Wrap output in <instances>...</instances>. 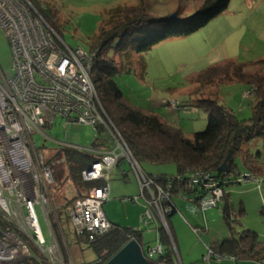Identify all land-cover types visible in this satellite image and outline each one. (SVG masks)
Listing matches in <instances>:
<instances>
[{"label": "built area", "instance_id": "obj_1", "mask_svg": "<svg viewBox=\"0 0 264 264\" xmlns=\"http://www.w3.org/2000/svg\"><path fill=\"white\" fill-rule=\"evenodd\" d=\"M0 25L12 49V70L5 72L0 65V219L14 223L17 228L3 231L0 223V264L18 258L21 253L32 256V246L51 264H77L61 250L54 230L50 192L53 170L34 141V134L44 133L45 128L53 126L57 116L95 129L103 126L114 143L106 150L95 149L101 159L82 172L86 181L105 179L107 182L92 188L88 196L76 198L69 207L76 236L92 241L113 227L104 209L110 197L108 176L125 158L141 184V194L132 201L144 203L146 218L167 229L176 250L168 224V216L177 210L172 199L173 180L163 178L166 184L162 185L157 181L161 176L147 175L109 118L91 78L96 53L66 44L29 0H0ZM170 103L174 109L180 107L176 100ZM63 145L85 150L72 144ZM250 176L260 180L250 173L245 178ZM188 178V189L205 190L207 194L199 199L198 193L184 192L180 196L196 203L204 216L208 208L226 203L223 186L226 180L218 178L216 173L197 169ZM38 208L48 227L49 239L44 234ZM5 251L8 254L3 257ZM144 252L149 260L158 258L163 253L160 239L156 248L149 247ZM214 255L209 249L205 259ZM216 257L223 256L216 254ZM260 263L264 264V257Z\"/></svg>", "mask_w": 264, "mask_h": 264}, {"label": "trees", "instance_id": "obj_2", "mask_svg": "<svg viewBox=\"0 0 264 264\" xmlns=\"http://www.w3.org/2000/svg\"><path fill=\"white\" fill-rule=\"evenodd\" d=\"M29 1L58 32L53 15L40 8L34 0ZM230 1L205 0L197 12L186 19L175 20H171L168 16L151 14L146 0H140L134 5L118 4L108 10L91 43V51L96 53L91 78L106 113L141 167L142 164L175 165L177 169L175 174H160L158 176L161 177L157 180L162 185L166 184L163 178L169 177L173 180L172 199L184 192L198 193V199L207 194L205 190L188 189V176L197 169L212 171L221 180H226L223 185L226 190V187L236 182L240 177L235 178L242 173L237 162L238 157H241L243 167L248 173L264 178V151L252 152L244 148L245 143L252 139L261 138L264 141V72L262 73L260 69L256 70L264 64V58L249 63L225 59L192 76L191 83L196 85V91L203 92L213 87L219 89L223 84L241 82L250 87V93L255 94L257 99L253 104L252 117L241 119L234 111L219 104L218 90L209 93L207 97L202 96L197 100L199 105L209 112L208 127L191 137L186 136L178 125L163 119L157 112L144 110L126 98L115 76L121 73V64L127 60H131L132 63V58L136 55L152 50L164 40L186 37L196 32L224 11ZM110 50L114 52V56L110 55ZM116 56L120 57V60H117ZM93 144L96 150H106L114 145L111 134L103 126L96 129ZM54 152L53 158H46V163L52 167L54 175L50 192L56 194L57 191H66L69 185L73 194L72 197L65 198L64 204L59 208V215L62 216V213L68 212L76 198L88 196L92 188L104 185L107 180L86 181L82 176L83 170L90 168L94 162L101 159L100 153L68 146H60ZM56 160H61L59 165L54 164ZM226 161L230 170L222 172L221 167ZM124 162L126 160L122 158L118 167ZM60 165L64 168L61 169ZM143 170L145 171L144 168ZM146 173L149 176H156ZM225 200L226 203L222 205L224 218L231 228L233 207L229 201V193L226 194ZM243 212L242 209L241 213ZM51 220L58 239L63 244L59 220H56L54 214L51 215ZM0 223L5 230H10L12 226L2 219ZM158 233L163 253L158 258H151V261L175 264L176 252L167 229L160 225ZM79 238L85 241L97 255L95 260L82 264H105L132 239L139 241L144 247L141 230L116 223H113L109 231L98 235L92 241L87 237ZM213 249L221 256L257 260L264 257V242L260 240L258 233L251 229L243 230L239 234L232 231V237L216 242ZM33 250L36 254L40 253L34 247ZM42 259L35 256L25 262L51 264L45 257Z\"/></svg>", "mask_w": 264, "mask_h": 264}, {"label": "rangeland", "instance_id": "obj_3", "mask_svg": "<svg viewBox=\"0 0 264 264\" xmlns=\"http://www.w3.org/2000/svg\"><path fill=\"white\" fill-rule=\"evenodd\" d=\"M34 1L40 8L53 15L58 32L66 44L73 48L82 47L86 51H91L92 40L99 30L100 23L107 16L108 10L118 6V4L134 5L140 2V0ZM204 1L146 0V3L149 12L155 16H168L171 18L175 14L179 19H186L197 12ZM109 53L114 56L112 50ZM263 57L264 0H231L224 11L213 17L205 26L191 35L164 40L157 48L136 55L132 58V63L131 60L125 61L121 64V73L115 76V80L126 98L147 109H154L159 112L164 109L167 110L170 113L168 116L169 122L178 125L186 136L191 137L197 132L205 131L208 127L209 112L206 108L200 106L197 100L202 96L207 97L209 93L218 90L217 100L219 104L234 111L241 119L252 117L253 104L256 103L257 99L255 94L250 93V87L241 82L223 84L219 89L214 87L209 89L207 87L208 89L203 90V92L201 90L196 91V85L191 83L192 76L225 59H235L239 62L249 63ZM116 59L120 60V57L116 56ZM161 59H164L163 66L160 62ZM11 62V43L0 25V65L5 72L12 70ZM260 66L256 70L260 69L263 73L264 64ZM172 100H176V103L178 101L180 107L172 108V103H170ZM95 135L96 129L94 126L67 122L65 118L57 116L53 126L45 128L44 133L34 134V141L37 150L44 156L46 161V158H53L54 151L62 146L61 143L72 144L78 148L95 152L93 148ZM244 148L250 149L252 152L264 151V141L261 138L252 139L245 143ZM237 162L242 173L235 179L239 177L240 179L226 187V191L231 194L230 203L233 207L231 228L233 230L225 221L224 207H211L206 210L210 235L218 238L232 233V231L239 234L243 230L251 229L256 231L260 240L264 242V179L259 177L260 180L257 181L251 176L245 178V175L249 173L243 167L241 157L237 158ZM55 163L59 165L58 160ZM127 165L131 178L137 182L136 173L131 168V164L128 163ZM152 165V168L150 165L146 166V164H142V167L146 171L151 168L154 172L159 173L177 171L173 164ZM60 166L61 169L64 168L62 165ZM121 173L116 168L112 169L109 172L108 180L112 183L125 182ZM136 185L137 193H140V187L138 184ZM68 186L66 191H57L56 194H51V210L56 220H59L63 244L59 239L58 241L61 250L70 255L74 262L77 264L87 263L97 258L96 253L88 247L85 241L76 237L68 212L62 213V216L59 215V208L64 204L65 198L68 199L73 195ZM174 200L181 208L185 204L196 208L199 213L198 216L203 218V210L196 203H191L186 198H181V196H175ZM125 203L129 204L130 217L127 216ZM145 208L141 201L134 202L125 198L109 199L107 206L105 204L104 207L105 211L107 209L114 211L115 209L118 217L121 218L120 224L134 229L148 227L141 225V211ZM242 209L244 210L243 213H241ZM38 212L44 234L49 239L48 227L40 208H38ZM175 214L181 215L179 211ZM7 223L12 225L10 230H17L14 223ZM2 230L5 231L3 228ZM199 233L204 246L206 243H210L211 239L206 234H202L201 231ZM19 235L22 238L21 233ZM145 235L146 239H150L148 245L151 248H156L158 245L156 238H153V235L150 238L149 235ZM145 249H147L146 244ZM43 255L42 253L36 254L33 250L30 257L21 253L18 258L2 264L11 262H13L12 264H28L25 261L29 258L36 256L43 260ZM176 261L180 264L177 254Z\"/></svg>", "mask_w": 264, "mask_h": 264}, {"label": "crops", "instance_id": "obj_4", "mask_svg": "<svg viewBox=\"0 0 264 264\" xmlns=\"http://www.w3.org/2000/svg\"><path fill=\"white\" fill-rule=\"evenodd\" d=\"M161 43H159L154 48H157ZM160 62L162 63V66H163L164 65L163 64L164 59L163 60L161 59ZM137 105L144 110L155 111L159 115H161V117L163 119L169 121L168 116L170 113L167 110L164 109V110L159 112V111L154 110V109H147L145 107H142L140 104H137ZM168 107H170V106H168ZM71 122H73V121H71ZM63 144H68V143H61V145H63ZM102 150H105V149H100V151H102ZM124 163L128 164L129 162H124ZM124 163H122L119 167H116V169H118L119 171L122 172L121 173L122 178L125 180V182L118 181L116 183H112L109 181L110 182V197H109V199H112V198L123 199V198H125L126 200L129 199L130 201H132V198L139 196L141 194V184H140V180H139L137 174H136V177H137V182H136L135 180H133L131 178L130 173L127 170L128 165L124 164ZM148 165H150L151 168L153 167L152 164H146V166H148ZM131 168H132V166H131ZM151 168L149 169V171L148 170L147 171L145 170V171L150 173V174H153V175L175 174L176 173V171L173 173H159V172H154L153 169H151ZM231 181H234V179H231ZM127 183H130V184H127ZM136 184H138V186L140 187L139 188L140 193H137L138 189H137ZM231 184H233V183H230L229 185H231ZM227 193H229V192L227 191ZM126 194H128V195H126ZM109 199L107 201H109ZM173 201L176 205L177 210L173 214L168 216V222L170 225L171 232L173 234V238H174L175 245H176L175 252L180 259V264H261L260 260L251 259V258H235L232 256H223L221 259L217 258L216 257L217 252L213 249L214 244L216 242L222 240V239L232 237V233L228 232L229 234L223 235V236L218 237V238L211 236L210 235V229L208 228V219H207L206 214H205V216H203V218H200V216H198L199 213H198V210L196 208L190 207V205H187V204L183 205V207L181 208V206L178 205V203H176V201L174 199H173ZM188 201H190L191 203L193 202L191 200H188ZM125 202H127V201H125ZM105 204L107 206V202H105ZM105 204H104V207H105ZM128 205H129L128 203H125V206L127 209V216H129L131 213L129 211L130 209L128 210ZM178 211L181 213V215L175 214ZM105 213H106L108 219L112 223L120 224L121 218L118 217L115 209H114V211L107 209L105 211ZM145 213H146V208H145V210L143 209V211H141V225L142 226H148V227H146V228L145 227H139L140 229H138V230L142 231V243L144 244V247H143L144 250H146L145 244L147 245V249L149 247H151L150 245H148V244H150V239H146L147 237L145 234L149 235V238H150V236L153 235V238H156L157 243L159 244L158 227L160 226L159 222H157L155 220H148L146 218ZM130 224L132 225V223H130ZM196 228H201V230H202L201 233L206 234L207 237L211 239L210 243H206L205 246L203 245L202 237L199 236L200 233L199 232L197 233L194 231V229H196ZM144 229H147V230H144ZM76 237L79 240H81V238H79L78 236H76ZM209 249H212L214 251L215 255L212 258H210L209 260H207V259H205V256L208 254ZM217 255H219V253ZM175 259H176V255H175ZM12 263L13 262L8 263V264H12ZM175 264H178L176 260H175Z\"/></svg>", "mask_w": 264, "mask_h": 264}, {"label": "water", "instance_id": "obj_5", "mask_svg": "<svg viewBox=\"0 0 264 264\" xmlns=\"http://www.w3.org/2000/svg\"><path fill=\"white\" fill-rule=\"evenodd\" d=\"M171 20L177 19V15H172ZM230 168L226 161L222 167V172H229ZM105 264H165L154 263L149 260L144 252L143 245L133 239L127 242L117 253H115Z\"/></svg>", "mask_w": 264, "mask_h": 264}, {"label": "bare ground", "instance_id": "obj_6", "mask_svg": "<svg viewBox=\"0 0 264 264\" xmlns=\"http://www.w3.org/2000/svg\"><path fill=\"white\" fill-rule=\"evenodd\" d=\"M9 235H10L11 237H15V236H14V235H12L11 233H9ZM6 254H8V252H7V251H5V252H4V254H2V255H3V257H6V256H5Z\"/></svg>", "mask_w": 264, "mask_h": 264}]
</instances>
